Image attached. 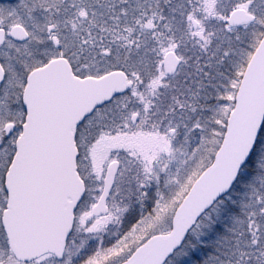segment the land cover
Instances as JSON below:
<instances>
[{
	"label": "snow or ice",
	"instance_id": "1",
	"mask_svg": "<svg viewBox=\"0 0 264 264\" xmlns=\"http://www.w3.org/2000/svg\"><path fill=\"white\" fill-rule=\"evenodd\" d=\"M0 264H264V0H0Z\"/></svg>",
	"mask_w": 264,
	"mask_h": 264
}]
</instances>
